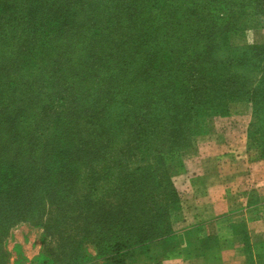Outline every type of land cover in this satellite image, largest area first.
<instances>
[{
	"label": "rangeland",
	"instance_id": "374dc122",
	"mask_svg": "<svg viewBox=\"0 0 264 264\" xmlns=\"http://www.w3.org/2000/svg\"><path fill=\"white\" fill-rule=\"evenodd\" d=\"M8 1L0 3L15 11L23 5ZM62 1H45L49 15ZM263 1L83 0L87 23L67 26L65 33L46 27V16L33 17L32 24L21 15L4 22V32L15 42L19 36L34 37L10 75H0V108L18 113L17 134L23 141L1 143L6 146L0 156L11 151L43 168L40 181L51 183L55 201L23 219L0 198V264H61L63 243L82 237L87 226L74 221L73 212L86 200L101 205L99 215L107 218L146 201L140 193L153 191L158 198L175 193L180 209L171 224L176 233L199 222L196 210L212 205L208 197L264 198V174L250 171L258 164L264 169L261 105L250 95L224 89L213 93L200 119L197 108L193 114L186 110L197 105L192 100L199 76L217 61L215 54L210 63L203 60L210 40L203 33L219 25L213 22L231 28L218 42V31L214 34V43L229 46L220 50L224 55L264 45ZM148 61L155 76L130 81L135 67ZM210 87L214 92L220 86ZM190 114L188 123L183 118ZM29 139L33 145L26 146ZM53 143L58 147L49 152L46 147ZM146 171L156 180L142 185L138 181ZM121 186L129 193L118 198ZM140 208L134 209L133 221ZM153 214L146 206L140 220ZM99 241H106L103 233L86 238L90 262L111 264L108 251L100 255Z\"/></svg>",
	"mask_w": 264,
	"mask_h": 264
},
{
	"label": "trees",
	"instance_id": "16d2710c",
	"mask_svg": "<svg viewBox=\"0 0 264 264\" xmlns=\"http://www.w3.org/2000/svg\"><path fill=\"white\" fill-rule=\"evenodd\" d=\"M6 1L9 2L8 0ZM21 1L23 5L17 8V11L12 9V6H7L5 2L3 4L0 3V75H10V69L20 62L24 51H27L34 37L27 36L21 39V36H19L15 42L8 36L11 34L10 32H4L2 25L4 22L21 15L25 18L28 16L27 19L32 24L34 21L33 17L39 19L46 16L48 17L44 20L46 27H51L56 32H63L67 26L79 28L82 24L87 23L88 20V14L86 13L88 8H83L81 5L83 0H64L57 12L51 15H49V10L45 5L47 0ZM213 24L219 25L203 33V36L207 35L210 37L209 43L204 50L206 57L203 56V60L209 62V57L214 58L215 54L217 61L213 60L212 68L208 71L206 67L205 74L201 73L199 76L198 80H201V82L196 87H200L197 90L198 93L195 92L194 94V100H192L197 105H193L186 110L188 113L191 111L193 114V111L197 108V110H200V114L197 115L200 119V115L208 111L201 109L208 108L210 100L212 101L215 98L213 93L221 94L222 90L225 89L226 92H234L232 95L235 96H238V94L242 96L250 95L251 100L256 104H260L261 108H263L262 111H264V45L246 46L235 54H221L220 50L229 49V46L225 45L222 47L223 43L218 45L217 42L223 39L231 28L220 24V22H213ZM215 33L217 42L215 41L214 43ZM62 35L65 36V34ZM46 47H49L47 42ZM150 47L154 48V41L152 40H150ZM59 51H65L63 44L60 45ZM32 52L33 50L31 49ZM125 62L127 64L133 63L130 58H127ZM153 64L148 61L136 66L130 76V81L135 78L145 77L150 79L154 77L155 73H152ZM218 68L220 71H218ZM215 72L216 76L208 77ZM257 76L259 79L256 78ZM210 86L220 87H217L212 92V87ZM231 86H238L240 91L233 89ZM28 97L29 95H26V98ZM192 114L184 116L183 119H189L187 122L190 123L193 119ZM37 117H39V114H37ZM18 120H20V116L17 112L12 111L9 107L0 108V144L7 142L6 145H8L10 141H16L18 144L23 143L19 139L20 135L17 134L19 128ZM256 124L258 129L261 130L262 125H260V122L256 121ZM182 126L181 124L179 130ZM263 138L261 144H263L262 147L264 149ZM30 139L25 144L26 146L33 145V141ZM5 146H0V154L2 153L1 149ZM57 147L58 145L53 143L47 146L46 149L52 152ZM52 161L49 156V165ZM41 169L43 168L34 166L27 159H19L18 154L14 157L11 151L0 156V198L3 199V202H8V206L10 205L9 210L15 209L14 211L20 214L23 219L35 213V211L42 213V210L47 208V203L51 202V200L55 201L52 197L51 183L40 181L42 179ZM154 176V173L151 177L150 173L146 171L143 174V178L138 182L146 185L149 180H156ZM126 193H129L128 189L123 190V186H121L117 197L120 198L122 197L121 194L125 195ZM152 193L153 191L140 193L143 196L145 195L146 201L141 199L139 206L129 205L117 212L116 215L114 213L107 218L99 215L103 210L101 205L91 204L87 200L73 207V212L77 215L74 221H84L87 226L83 228L82 237L77 240H68L66 244L63 243L61 264H92L90 261L91 259L93 260V257L91 258L86 251V238L96 236L97 233H103L104 239H106L105 242H98L99 251L100 253L103 252L100 255L102 256L104 251H108L109 254H106V258L112 261L111 264H132L131 262L138 258H142L144 262L149 263L156 258L152 252L154 247L159 248V246H164L163 244L172 246L176 244L177 232H172L171 218L174 213L179 212L180 208L177 206L178 198L175 193L170 196H160V198L152 195ZM127 201L125 200L124 202L127 203ZM58 203H62L60 198ZM146 206H152L154 214L151 216L144 215V218L140 220V216L146 210ZM139 207H141L140 210L142 211L133 221L134 209ZM91 224L94 225L92 228ZM160 248L162 249L161 251L159 250L161 254L163 253V248Z\"/></svg>",
	"mask_w": 264,
	"mask_h": 264
},
{
	"label": "crops",
	"instance_id": "0c3cea01",
	"mask_svg": "<svg viewBox=\"0 0 264 264\" xmlns=\"http://www.w3.org/2000/svg\"><path fill=\"white\" fill-rule=\"evenodd\" d=\"M263 170L262 164H258L250 171L262 176ZM208 198L212 205L196 210L199 222L177 232L176 244L154 247L156 258L152 262L138 258L131 263L264 264V198L253 200L250 195L231 200L225 195L222 200L220 196ZM244 231L248 234L242 236Z\"/></svg>",
	"mask_w": 264,
	"mask_h": 264
}]
</instances>
